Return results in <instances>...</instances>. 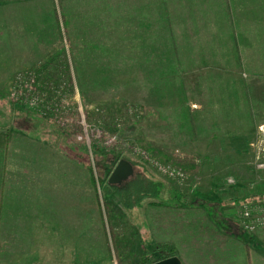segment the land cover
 Segmentation results:
<instances>
[{
    "label": "rangeland",
    "instance_id": "rangeland-1",
    "mask_svg": "<svg viewBox=\"0 0 264 264\" xmlns=\"http://www.w3.org/2000/svg\"><path fill=\"white\" fill-rule=\"evenodd\" d=\"M51 56L69 60L71 81L40 73ZM33 90L50 117L19 99ZM142 136L198 157L201 174L181 178L151 160ZM35 139L55 148L40 165L59 175L62 236L70 225L50 255L56 264L160 259L147 222L153 199L123 210L104 195L122 159L164 184L162 203L189 208L186 228L201 227L200 205L222 230H241L246 201L226 214L202 192L215 169L214 193L264 201V0H0V155L31 158Z\"/></svg>",
    "mask_w": 264,
    "mask_h": 264
},
{
    "label": "crops",
    "instance_id": "crops-1",
    "mask_svg": "<svg viewBox=\"0 0 264 264\" xmlns=\"http://www.w3.org/2000/svg\"><path fill=\"white\" fill-rule=\"evenodd\" d=\"M31 150V158L26 155L23 159L14 160L8 155H0V264H44V259L56 264L50 255H59L61 239L70 236V225L67 233L61 235L59 175L54 172L50 176V171L40 165L43 161L41 156L53 155L55 148L51 143L46 150L35 139ZM15 162L18 165L15 166ZM211 170L206 175L208 181L204 183L209 190L203 191L202 197L210 203H223L221 210L226 214L244 201L262 199L255 193L251 198L234 201L233 188L214 193L212 184L214 176L219 173ZM211 193L214 198L208 197ZM106 197L116 199L114 196ZM147 208L149 235L153 243L160 239V245L173 246L182 264H264V236L261 234H248L241 227L245 233L237 227L222 230V224L200 205L193 207V210H202L196 217V221L201 222L198 229L186 228L190 223L185 213L189 210L187 207L153 200ZM231 220L227 221L231 223Z\"/></svg>",
    "mask_w": 264,
    "mask_h": 264
},
{
    "label": "trees",
    "instance_id": "trees-1",
    "mask_svg": "<svg viewBox=\"0 0 264 264\" xmlns=\"http://www.w3.org/2000/svg\"><path fill=\"white\" fill-rule=\"evenodd\" d=\"M52 68L55 74L62 75L63 79L71 81L70 64L65 56L61 58L60 56H51L40 70V73H50L52 72ZM137 147L140 152L144 153L151 160L168 166L181 178H195L201 174L202 167L198 157L190 154L181 155L180 153L170 152L146 136H142L137 140ZM142 168L143 173H136L134 177L122 185H111L108 180L102 181L104 195L108 197L114 196L128 210L134 209L148 199L160 200L163 195L164 184L156 180L145 165ZM86 169L90 173L92 185L96 187L97 181L92 166L88 164ZM106 208L108 209L107 205ZM155 252L161 255L157 261L177 256L176 249L171 245H157ZM149 256V253L146 252L139 264H152L156 262L152 261ZM117 263H119L118 259Z\"/></svg>",
    "mask_w": 264,
    "mask_h": 264
},
{
    "label": "built area",
    "instance_id": "built-area-1",
    "mask_svg": "<svg viewBox=\"0 0 264 264\" xmlns=\"http://www.w3.org/2000/svg\"><path fill=\"white\" fill-rule=\"evenodd\" d=\"M54 88V87H53ZM56 90L51 91V96L54 97L53 93L59 91V89L54 88ZM31 94L22 93L19 96V99L28 106L30 109H37L40 111L41 115L44 117L49 116V110L51 106H47L44 103L43 94L39 91H30ZM29 95V97L24 96ZM52 102L57 103V100H52ZM60 112L61 110H56ZM233 183V181H230ZM239 222L241 224L242 229L248 234H261L264 236V201L257 200H248L241 204L240 212L238 214Z\"/></svg>",
    "mask_w": 264,
    "mask_h": 264
},
{
    "label": "water",
    "instance_id": "water-1",
    "mask_svg": "<svg viewBox=\"0 0 264 264\" xmlns=\"http://www.w3.org/2000/svg\"><path fill=\"white\" fill-rule=\"evenodd\" d=\"M135 175L134 165L128 160L122 159L112 172L108 182L111 185H122ZM152 264H182L178 256L156 261Z\"/></svg>",
    "mask_w": 264,
    "mask_h": 264
}]
</instances>
